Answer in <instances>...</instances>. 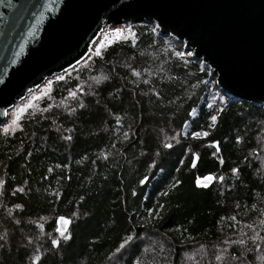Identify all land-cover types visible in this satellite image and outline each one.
Segmentation results:
<instances>
[{
	"label": "trees",
	"instance_id": "16d2710c",
	"mask_svg": "<svg viewBox=\"0 0 264 264\" xmlns=\"http://www.w3.org/2000/svg\"><path fill=\"white\" fill-rule=\"evenodd\" d=\"M131 28L132 38L112 41L103 59L93 53L53 78L16 127L0 129V264H31L36 254L41 264H112L130 232L138 239L115 264H251L256 251L233 241L253 249L247 225L258 230L264 220V106L233 103L208 127L215 114L208 104L219 107L210 100V73L187 54L178 57L184 51L155 27ZM102 76L108 79L97 84ZM188 123L209 135L183 137ZM206 174L217 176L215 185L197 189L195 180ZM160 204L162 219L145 220ZM59 216L72 220L71 239L53 249ZM224 249L242 259L217 260Z\"/></svg>",
	"mask_w": 264,
	"mask_h": 264
},
{
	"label": "water",
	"instance_id": "95a60500",
	"mask_svg": "<svg viewBox=\"0 0 264 264\" xmlns=\"http://www.w3.org/2000/svg\"><path fill=\"white\" fill-rule=\"evenodd\" d=\"M141 23L184 43L230 103L264 106V0H0V129L30 91L85 60L106 25Z\"/></svg>",
	"mask_w": 264,
	"mask_h": 264
},
{
	"label": "snow or ice",
	"instance_id": "6c2138e0",
	"mask_svg": "<svg viewBox=\"0 0 264 264\" xmlns=\"http://www.w3.org/2000/svg\"><path fill=\"white\" fill-rule=\"evenodd\" d=\"M112 35H114L115 37L117 38H121L123 37V30L121 28H116L114 29V31L112 32ZM103 49H104V45L101 44L98 48H96V56L99 57L100 59H103L104 56H103ZM176 55L178 57H184L186 55L185 52H177ZM188 56H191L193 55V53L189 52L187 53ZM187 62V61H185ZM133 75H139V73H136V72H133ZM58 79H62V77H58ZM95 79V82L97 84H99L102 80H107L108 77L107 76H102V77H96L94 78ZM0 83H4L3 80H0ZM70 95L71 97L74 99V100H78L79 98L77 97V94L76 92H70ZM221 103V106L220 107H215L214 105L212 104H208V107L215 113V114H211L209 116V119L211 121V124L208 126V127H212L213 125L216 124L217 120H218V115L220 113H222L224 111V107H223V101L220 102ZM81 107H83V105H81ZM21 111H23V109H21ZM189 115L192 116L194 119L196 117V111L195 109H193L191 112H189ZM119 119V118H117ZM9 129H5V131L7 132ZM127 135V134H125ZM187 135V134H186ZM209 135V132L207 129H204V130H201V131H194L191 133V136L193 138H200V137H207ZM65 139H71V137H65ZM173 139H175V137H173ZM241 142V138L240 137H237L236 138V143L239 144ZM213 147H216L217 148V151H219V147H218V142H213L212 145ZM163 147L165 149H172L173 148V145L171 143H164L163 144ZM159 153H157L158 155ZM195 156V154H193ZM221 163H223V160L221 158L220 160ZM193 167L195 166L194 164L192 165ZM59 167V166H57ZM49 171H51V169H49ZM232 173L233 175H238L239 174V170L236 169V168H233L232 170ZM149 177L148 176H145L141 181L140 183L141 184H146V182L148 181ZM203 179V183H201V180L198 179L197 180V186H200V187H204V188H207L209 186V182L213 181L214 178L213 176L211 175H208V176H205L202 178ZM219 181L223 182V177H219L218 178ZM180 181H175L174 184L172 185L173 188L177 187L179 185ZM5 184V181L3 180H0V188L3 187V185ZM16 192H22L23 189L21 188H17L15 190ZM0 194H2V192H0ZM136 193L133 192V195H135ZM53 195L55 196H59V193H54ZM162 195L164 196H167L168 193L167 192H164L162 193ZM164 209V205L160 204L158 205V208L153 210V209H149L148 210V216L145 217V220H147L148 218H151L153 220H156V219H162V210ZM153 212H155V215H153ZM73 215H75V213H73ZM232 219L234 220L235 217H232ZM70 223V220L69 219H66L65 217L63 216H59L57 218V224L58 225H63L65 226V228L62 230L61 227H57L55 229V231L57 233H59V236L58 237H49L50 239V243H51V247L53 249L55 248H58L61 244V242H67L68 240L71 239V235L66 231V226ZM260 224V229L261 230H264V220H261L259 222ZM42 227V226H41ZM247 227H249L252 231H253V235L249 238L254 246L253 249H248L245 246V240L243 239H240L238 241H233L234 244H238L240 245L241 247L244 248V251H261V244L264 243V236H261L260 235V232L257 231V229L255 227H253V225H247ZM0 239H3V237H0ZM136 239H138V236H135L133 234H131V232L129 234H127L123 239H122V242L115 248L114 252L111 254V256L109 257V259H112L113 260V264H115V261L119 259V256L118 254H121L122 253V250H125L127 246H130ZM224 253H227V249H224L223 250ZM36 253H39V249H36ZM242 256H243V253H241L240 256H229L228 259H242ZM224 257L222 256H217L216 259L217 260H221L223 259ZM42 256H40L39 254H36L32 257L31 259V264H41V260H42ZM261 262L262 264H264V257H261ZM137 264H139V262H137Z\"/></svg>",
	"mask_w": 264,
	"mask_h": 264
},
{
	"label": "rangeland",
	"instance_id": "374dc122",
	"mask_svg": "<svg viewBox=\"0 0 264 264\" xmlns=\"http://www.w3.org/2000/svg\"><path fill=\"white\" fill-rule=\"evenodd\" d=\"M141 24H148V23H141ZM131 25H136V24H124V25H119V26H116V27H112V26L106 25V27L102 31L101 35L99 36V38L94 42V44L92 46V53L91 54L96 53V48H98L101 44L104 45V49H105L112 41H116L117 39H119V38L115 37L114 35H112V32L116 28H121L123 30V37H121V38H124V37L132 38V35H133L134 32L132 31ZM148 25H151V26L155 27V29H156V25L155 24H148ZM157 31H158V29H156V32ZM166 39H167V42L175 44L177 47H179L180 49H182L184 51L185 47L182 46V43L178 44V43L174 42V40L176 41L175 38L167 37ZM88 57H89V55H88ZM187 57H189V56L187 55ZM77 66H75V67H77ZM204 70H206L209 73H211L207 68L204 69ZM67 72H65V73H67ZM65 73H63V74H65ZM63 74L57 75L55 77L61 76ZM210 76H211V74H210ZM51 80H53V79L47 80L46 83H44L38 89L30 91L27 94V97L24 100H22L21 102L17 103L15 105V107L9 111L8 121L6 122L5 126H3L4 130L16 127L17 123L19 122V120H18L19 115L21 113H23L27 108L33 106L34 101L37 100V99H40L47 91H48L47 93L50 92L51 86H50V84L48 82L51 81ZM210 100L211 101L214 100V103H218V106L220 107L221 106L220 102L222 101L221 91L212 88V91H211V94H210ZM231 104L232 103L228 102L227 104H223V107L224 108L228 107ZM21 109H23V111H21ZM195 111H196V114H197L195 118H197L198 114H199V111L198 110H195ZM192 119H194V118L192 117ZM191 133H192V125L190 123H188L184 127V130L182 132V136L183 137H188L189 135H191ZM260 135H261V141H262L261 147H260L261 152H262V156H261L262 158L261 159H262V163L264 164V124H262L260 126ZM200 138H205V137H200ZM257 228H258L257 231L260 232V235L264 236V230H261L260 227H257ZM58 236H59V234H57V237ZM250 237L251 236H249V238ZM150 241H151V237L147 236L146 238H144L145 248L148 247V244L150 243ZM249 241L251 242L250 239H249ZM249 246H252V244H249ZM204 252H205V254H201L202 256L207 254L206 251H204ZM218 256L224 257L223 259H221V261L228 259L226 253L219 254ZM261 257H264V243L261 244V251H259V252L256 251V253L253 254V260L251 261V264H262ZM231 264H248V262L247 263H242V261H238V262H231Z\"/></svg>",
	"mask_w": 264,
	"mask_h": 264
},
{
	"label": "bare ground",
	"instance_id": "6f19581e",
	"mask_svg": "<svg viewBox=\"0 0 264 264\" xmlns=\"http://www.w3.org/2000/svg\"><path fill=\"white\" fill-rule=\"evenodd\" d=\"M156 29H158L157 26H156ZM182 46L185 47V44L182 43ZM188 53H189V52H188ZM191 53H193V52H191ZM189 57H192V55L189 56ZM200 64H201V67H202L203 69L208 68V69H210V71L212 72V69H211L210 67L204 65L202 62H201ZM219 90H220V89H219ZM220 91H221V95H222V101H223V104H227L228 102H231V98H230V96H229L226 92H224L223 90H220Z\"/></svg>",
	"mask_w": 264,
	"mask_h": 264
},
{
	"label": "built area",
	"instance_id": "2783aa9c",
	"mask_svg": "<svg viewBox=\"0 0 264 264\" xmlns=\"http://www.w3.org/2000/svg\"><path fill=\"white\" fill-rule=\"evenodd\" d=\"M158 32V31H157Z\"/></svg>",
	"mask_w": 264,
	"mask_h": 264
}]
</instances>
